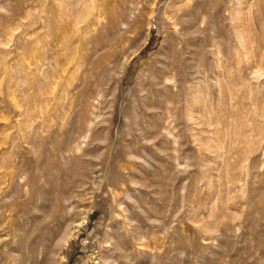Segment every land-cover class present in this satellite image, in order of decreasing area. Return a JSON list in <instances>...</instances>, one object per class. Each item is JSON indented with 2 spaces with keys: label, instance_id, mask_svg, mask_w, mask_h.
<instances>
[{
  "label": "rangeland",
  "instance_id": "obj_1",
  "mask_svg": "<svg viewBox=\"0 0 264 264\" xmlns=\"http://www.w3.org/2000/svg\"><path fill=\"white\" fill-rule=\"evenodd\" d=\"M16 256L264 264V0H0Z\"/></svg>",
  "mask_w": 264,
  "mask_h": 264
},
{
  "label": "bare ground",
  "instance_id": "obj_2",
  "mask_svg": "<svg viewBox=\"0 0 264 264\" xmlns=\"http://www.w3.org/2000/svg\"><path fill=\"white\" fill-rule=\"evenodd\" d=\"M55 251H56V250H55ZM16 254H17V253H16ZM42 254H43V253H42ZM51 254H52V253H51ZM16 257H17V258L14 259V263L22 264V262H21V261H22L21 258H22L23 256H22V257L16 256ZM18 257H19V258H18ZM43 262H44V261H43ZM33 263H34V262H33ZM33 263H32V264H33ZM10 264H11V263H10ZM34 264H36V263H34ZM44 264H45V263H44Z\"/></svg>",
  "mask_w": 264,
  "mask_h": 264
}]
</instances>
